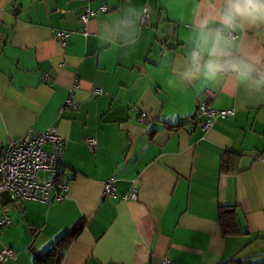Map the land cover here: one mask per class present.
Segmentation results:
<instances>
[{"label":"crops","instance_id":"1","mask_svg":"<svg viewBox=\"0 0 264 264\" xmlns=\"http://www.w3.org/2000/svg\"><path fill=\"white\" fill-rule=\"evenodd\" d=\"M211 3L222 7L220 0H0V161L9 138L52 125L68 178L61 200L7 205L0 248L17 255L0 264H34L78 224L59 264L262 260L264 85L256 72L239 81L227 70L195 69L193 52L201 65L214 59L198 47ZM102 6L82 24L85 7ZM233 33L234 55L222 64L264 53V26ZM201 102L232 114L203 130ZM111 178L115 195L103 196ZM131 186L137 198L123 200ZM219 207L237 233H224Z\"/></svg>","mask_w":264,"mask_h":264},{"label":"built area","instance_id":"2","mask_svg":"<svg viewBox=\"0 0 264 264\" xmlns=\"http://www.w3.org/2000/svg\"><path fill=\"white\" fill-rule=\"evenodd\" d=\"M105 10V6L98 9L85 7L79 19L83 25L97 14L98 10ZM148 16V9L143 8L140 22L143 23ZM228 35V33H227ZM232 38L236 37L231 33ZM55 37L61 44H65L66 34L62 31L55 32ZM93 95H100L101 88H91ZM66 104L75 107L70 99ZM232 114V110H216L207 106L204 102L198 104L197 115L203 116L201 128H211L215 118H225ZM146 114L140 113L139 121L146 122ZM85 142L91 149L97 147L96 140L92 137L86 138ZM49 144L50 148H44ZM64 141L57 132L55 126H48L44 131L32 134L26 132L21 136L9 138L2 149L0 161V194L2 191L10 193L11 202L15 204L22 199L40 200L51 202L63 199L68 192V179L62 167V151ZM103 196H114V180L108 179L103 183ZM123 200H134L137 198V189L131 186L129 190L121 195ZM2 202L0 196V224L10 223L7 205ZM16 251L9 247L0 248V262L13 259ZM163 264H169L167 259Z\"/></svg>","mask_w":264,"mask_h":264},{"label":"clouds","instance_id":"3","mask_svg":"<svg viewBox=\"0 0 264 264\" xmlns=\"http://www.w3.org/2000/svg\"><path fill=\"white\" fill-rule=\"evenodd\" d=\"M220 3L222 7L219 9L215 3L210 4L212 11L205 13L200 26L201 43L198 47L201 51L207 50L209 56L214 59L201 65L200 53L193 52L192 61L195 69L199 71L203 68L211 74L227 70L234 73L239 81L252 79V74L256 72V82L264 85V70L257 67L258 64L264 63V53H254L250 59L237 57L224 64L219 59L234 55L236 42L231 33L246 31L249 27L264 26V0H220ZM210 25H219L214 29V34L206 30Z\"/></svg>","mask_w":264,"mask_h":264},{"label":"trees","instance_id":"4","mask_svg":"<svg viewBox=\"0 0 264 264\" xmlns=\"http://www.w3.org/2000/svg\"><path fill=\"white\" fill-rule=\"evenodd\" d=\"M218 212L224 233H237L238 231L235 227L233 217L230 215L227 216V212L222 207H219ZM81 228H82V224H78L72 230L67 232L60 239H58L54 246H52L42 254L35 255L34 264H59L63 256V252L67 249V247L70 245L73 239L77 236ZM218 264H264V257H262L261 261L256 263L242 260L237 257H231Z\"/></svg>","mask_w":264,"mask_h":264},{"label":"water","instance_id":"5","mask_svg":"<svg viewBox=\"0 0 264 264\" xmlns=\"http://www.w3.org/2000/svg\"><path fill=\"white\" fill-rule=\"evenodd\" d=\"M0 196L4 204H8L11 202L10 193L8 191H2Z\"/></svg>","mask_w":264,"mask_h":264}]
</instances>
